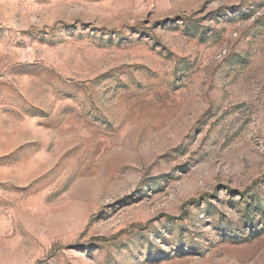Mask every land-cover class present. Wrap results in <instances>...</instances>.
Segmentation results:
<instances>
[{
    "label": "rangeland",
    "instance_id": "obj_1",
    "mask_svg": "<svg viewBox=\"0 0 264 264\" xmlns=\"http://www.w3.org/2000/svg\"><path fill=\"white\" fill-rule=\"evenodd\" d=\"M0 264H264V0H0Z\"/></svg>",
    "mask_w": 264,
    "mask_h": 264
}]
</instances>
